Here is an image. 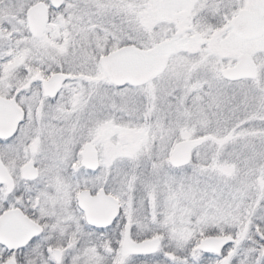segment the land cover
I'll return each mask as SVG.
<instances>
[{
  "label": "snow or ice",
  "instance_id": "1",
  "mask_svg": "<svg viewBox=\"0 0 264 264\" xmlns=\"http://www.w3.org/2000/svg\"><path fill=\"white\" fill-rule=\"evenodd\" d=\"M0 264H264V0H0Z\"/></svg>",
  "mask_w": 264,
  "mask_h": 264
}]
</instances>
